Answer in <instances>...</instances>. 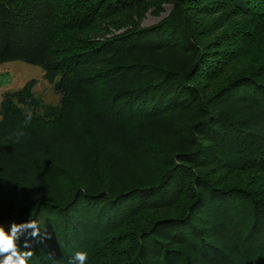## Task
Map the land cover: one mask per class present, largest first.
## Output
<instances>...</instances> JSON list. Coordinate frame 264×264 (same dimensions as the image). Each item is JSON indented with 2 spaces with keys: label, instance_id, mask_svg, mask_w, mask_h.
<instances>
[{
  "label": "trees",
  "instance_id": "16d2710c",
  "mask_svg": "<svg viewBox=\"0 0 264 264\" xmlns=\"http://www.w3.org/2000/svg\"><path fill=\"white\" fill-rule=\"evenodd\" d=\"M14 60L59 96L0 98V226L50 236L29 264H264V0H0Z\"/></svg>",
  "mask_w": 264,
  "mask_h": 264
},
{
  "label": "rangeland",
  "instance_id": "374dc122",
  "mask_svg": "<svg viewBox=\"0 0 264 264\" xmlns=\"http://www.w3.org/2000/svg\"><path fill=\"white\" fill-rule=\"evenodd\" d=\"M169 9V4H163L162 11H160L157 16L146 13L141 21V25L147 26L155 23L158 19L165 16ZM29 79L35 80L32 91L43 102L49 104L58 103L59 96L53 91L52 86L43 78L42 70L36 65L27 64L18 60L7 61L0 64V98L5 90L16 89Z\"/></svg>",
  "mask_w": 264,
  "mask_h": 264
},
{
  "label": "clouds",
  "instance_id": "9594fccd",
  "mask_svg": "<svg viewBox=\"0 0 264 264\" xmlns=\"http://www.w3.org/2000/svg\"><path fill=\"white\" fill-rule=\"evenodd\" d=\"M21 237H25L23 248L18 245ZM28 238L36 239L38 243H44L50 236L41 231L35 220H27L20 224L12 223L8 232L0 226V264H29L33 252L25 250L31 248ZM87 259V252L77 251L69 264H86Z\"/></svg>",
  "mask_w": 264,
  "mask_h": 264
}]
</instances>
